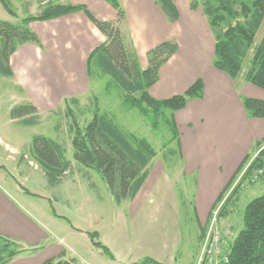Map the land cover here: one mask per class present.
<instances>
[{"label":"crops","instance_id":"obj_1","mask_svg":"<svg viewBox=\"0 0 264 264\" xmlns=\"http://www.w3.org/2000/svg\"><path fill=\"white\" fill-rule=\"evenodd\" d=\"M24 1L27 5L30 0ZM62 1L85 6L100 21L111 22L116 18L115 10L104 0ZM172 1L179 14V20L174 24L167 21L153 0H118L125 13L122 30L130 38L140 70L147 67L148 50L168 40L177 42V53L160 68L158 81L149 89L152 98L168 99L183 94L197 80L202 83L201 99L189 100L183 110L173 115L178 133L179 167L182 170L179 173L184 179L195 175L191 215L202 231L199 236L201 244L205 222L218 198L255 142L264 139V119L249 117L237 97L264 101V93L260 90L252 92V85H248L242 75L231 80L216 70L212 66L214 41L201 10H192L188 0ZM41 6L38 5L37 15L43 9ZM9 16L16 17L15 14ZM1 18L2 22H10L8 16L1 15ZM28 28L39 45L26 43L16 49L9 58L12 74L9 78L14 81L20 101L33 105L41 118L50 109L60 106L64 99L86 94L89 85L86 61L91 52L105 42V37L81 12L50 21L31 22ZM237 86L238 96L235 92ZM19 121L9 115L5 125H23ZM233 127L235 131L241 127V134L249 138L243 159L242 153L240 157L237 155L241 159L239 163H236L237 157L230 154V138L235 134L226 132ZM2 144L0 140V170L6 167L3 164L6 162L16 167V161L9 158L8 146ZM152 164L151 160L148 176L134 199L122 203L127 205L128 218L136 222L134 227L139 228L111 232L115 241L112 245L98 242L108 253L94 246L90 236L79 230V234L68 230L57 243L52 242L56 241V237L50 238L51 232L46 226L14 197H20L21 190L13 187L6 176H0V235L26 248H41L34 254L23 253L6 264L71 260L64 239L75 235L86 240L89 245L86 251L92 259H99L97 255L101 254L109 258V262L101 260L100 264H176L175 255L181 248L182 240L177 200L173 197L175 173L168 175L160 161H157L156 168ZM1 182L6 186L8 183L12 185V192L6 191ZM97 238L95 234L94 240ZM198 253L197 250L191 264H194ZM82 262L79 263L90 264Z\"/></svg>","mask_w":264,"mask_h":264},{"label":"trees","instance_id":"obj_2","mask_svg":"<svg viewBox=\"0 0 264 264\" xmlns=\"http://www.w3.org/2000/svg\"><path fill=\"white\" fill-rule=\"evenodd\" d=\"M104 1L116 12L114 21L96 19L85 6L72 5L62 0H38L37 4L43 8L39 15L27 17L19 25L0 22V72L4 76H12L9 58L19 46L26 43L39 45L38 39L28 28L29 23L50 21L81 12L105 37V42L87 58L86 75L89 83L105 81L104 90L107 92L114 89L124 105L147 119L151 130L158 131L162 127L171 133L172 142L177 141L178 133L173 115L183 110L189 100L201 99V81L197 80L181 95L164 100L152 98L149 89L158 81L160 68L177 53V42L168 40L148 50L147 67L140 70L130 38L122 30L124 10L118 0ZM153 1L170 24L179 20L172 0ZM0 2L14 16L7 0ZM188 4L192 10L200 9L207 20L214 41L212 66L231 80L242 75L247 83L264 90V32L257 41L264 22V0H188ZM95 103L96 98L93 103L91 101V107L83 108L79 98L63 100V117L67 123L73 158L83 166L95 170L107 185L115 204L121 205L125 201H132L143 186L154 153L143 140H138L123 130L108 112L95 108ZM242 106L249 117L264 119V101L243 98ZM10 117L20 119L24 126H34L39 119L37 110L29 103L14 107ZM87 117L90 119L84 126H80V120L84 121ZM263 143L264 139L257 141L251 149H258ZM32 149L36 164L50 180L69 170L70 162L65 159L66 150L60 143L35 136ZM166 153L178 156L180 161L178 148H166L161 154L163 163L170 170ZM248 155L233 178L240 174V183L247 185L264 181V149L244 167ZM173 169L171 170L174 172ZM233 178L214 207L223 201L224 193L231 186ZM222 208L223 205L220 207L219 217L225 215ZM94 238L91 237L93 245L108 253L104 246L94 242ZM40 249L26 248L0 235V264H6L23 253L34 254ZM226 255L228 264H264V194L246 205L242 215V228L229 245ZM43 264H74V260L50 259Z\"/></svg>","mask_w":264,"mask_h":264},{"label":"rangeland","instance_id":"obj_3","mask_svg":"<svg viewBox=\"0 0 264 264\" xmlns=\"http://www.w3.org/2000/svg\"><path fill=\"white\" fill-rule=\"evenodd\" d=\"M37 1L30 0L26 5L24 0H7L11 11L16 17L9 16V13L0 2V20L2 19L1 15L3 17L8 16L9 23L19 25L27 17L37 16V8H39ZM263 32L264 22L257 35V41ZM104 82L89 83L86 94L79 97L80 105L83 108L91 107V101L93 103V99L96 98L95 108H98L99 111L108 112L123 130L149 145L154 153L152 158L154 168H156L157 161H160L168 175L175 173L173 178V183L175 184L173 197L177 200L182 240L181 248L175 255V259L176 264H191L194 261L197 250L200 251L203 240H201L200 244L199 236L202 231L197 227L191 215L195 175L184 179L179 173L182 170L179 167L178 156H170L168 153H166V159L169 162L167 165L170 170H167L161 159V154L169 147L177 149V141L173 140L172 142L173 136L162 127L158 131L151 130L147 119L124 105L121 97L114 89H110L107 92L104 90ZM251 87L254 90L252 92L256 93L260 90L264 93L263 89L253 85ZM238 90L239 87L237 86L235 90L237 96ZM255 93H251V95H255ZM19 97L20 95L14 81L0 72V140L3 143L2 146L7 145V148L10 147L12 149V152L8 153L9 158L16 161V167H11L8 162L3 163L6 167L0 170V176H6L9 180L8 182L13 184V187L16 186L21 190L22 194L20 197H14L33 217L46 226L52 233H50V238L54 239L56 237V241L52 242L57 243L58 239L64 237L68 230L75 234H79V230L85 232L90 238H94L95 234H97L98 238L94 240L95 242H100L101 244L106 242L112 245L114 239L111 236V232L120 229L131 231L132 228H139L134 227L136 222L128 218L127 205L115 204L101 176L95 170L87 168L74 160L66 119L63 117V102L60 106L47 111L41 118L38 117V124L34 126L5 125L11 110L14 107L23 105ZM237 98L241 99L242 102V97ZM89 119L90 117H87L84 121L80 120V126H84ZM226 132L235 134L233 138H230L232 140L230 142L232 153L230 154L233 157H237V155L240 157L239 154L242 153L241 159H243L249 138L247 135L243 136L241 134V127L236 131L235 127H233ZM35 136L51 139L65 148V159L70 162V168L66 173L53 180L41 173L40 167L34 160L32 149V140ZM263 149L264 143L258 149H251L244 167L257 157ZM239 159L237 157L236 163L241 161ZM171 169L175 171L173 172ZM223 171L225 174L228 173L225 168ZM239 176L240 174L233 178L231 186L224 193L223 201L218 204L220 207L223 205L222 209H224L225 214L219 217L218 221V228L221 230L223 240L222 249L225 254L228 253L229 245L242 228V215L246 205L264 194V181H257L252 185H247L244 182L240 183ZM9 183L7 186L3 183L1 185L10 193L13 187ZM238 184H241V186L238 187ZM167 201H169L168 198ZM64 243L69 247L67 253L70 255L69 258L74 260V264H80L82 261L90 264H100L101 260L109 262V258L104 254L97 255L99 259H92L89 252L86 251L89 245L80 235L64 239Z\"/></svg>","mask_w":264,"mask_h":264},{"label":"built area","instance_id":"obj_4","mask_svg":"<svg viewBox=\"0 0 264 264\" xmlns=\"http://www.w3.org/2000/svg\"><path fill=\"white\" fill-rule=\"evenodd\" d=\"M8 152L12 149L7 148ZM256 179V177H253ZM220 205L214 207L205 226L201 249L194 264H228L227 255L223 252L221 230L218 228Z\"/></svg>","mask_w":264,"mask_h":264},{"label":"bare ground","instance_id":"obj_5","mask_svg":"<svg viewBox=\"0 0 264 264\" xmlns=\"http://www.w3.org/2000/svg\"><path fill=\"white\" fill-rule=\"evenodd\" d=\"M255 174H256V173H255ZM255 174H254V175H255ZM257 177H258V176H257Z\"/></svg>","mask_w":264,"mask_h":264}]
</instances>
